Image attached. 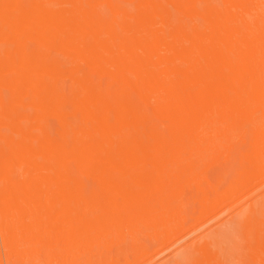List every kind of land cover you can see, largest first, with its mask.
<instances>
[{
	"label": "bare ground",
	"instance_id": "6f19581e",
	"mask_svg": "<svg viewBox=\"0 0 264 264\" xmlns=\"http://www.w3.org/2000/svg\"><path fill=\"white\" fill-rule=\"evenodd\" d=\"M0 24L8 25L0 27V227L39 221L27 211L58 203L121 216L133 210L154 230L166 228L177 214L165 217L161 201L145 204L143 195L162 191H147L141 179L171 175L157 172L167 161L161 146L183 139L159 132L177 128V116L201 126L215 109L264 114V87L232 84L264 80V70L251 67L264 63V0H0ZM215 95L261 102L228 106ZM244 148L249 168L262 163L264 128ZM86 175H117L88 188L113 197H57L71 184L83 189L70 179ZM46 221L89 228L96 219L56 213Z\"/></svg>",
	"mask_w": 264,
	"mask_h": 264
},
{
	"label": "rangeland",
	"instance_id": "374dc122",
	"mask_svg": "<svg viewBox=\"0 0 264 264\" xmlns=\"http://www.w3.org/2000/svg\"><path fill=\"white\" fill-rule=\"evenodd\" d=\"M0 27L6 29L8 25ZM251 67L264 70V63ZM232 84L259 88L264 87V80L247 76L235 78ZM245 102L259 104L261 99L215 95L217 104ZM175 118L177 128L159 132L173 141L183 139L180 144L161 146L164 151L161 154L166 153L167 161L157 172L167 171L171 175L141 179L147 191L152 186L162 191L153 199L143 195L145 204L161 201L169 207L165 217L173 219L177 214L165 229L157 227L156 232L154 225L133 217V210L121 216L97 209L65 210L56 203L51 208L27 211L39 214V221L25 218L20 223L12 221L0 227V264H200L201 261L217 264L216 251L222 254L221 264H264V160L249 168L247 159L239 154L264 128V114L215 109V116L208 121L211 123L204 122L201 126H186L182 117ZM155 145L151 148L155 149ZM153 172L155 175L154 168ZM117 178V175L74 177L70 183L85 187L77 190L71 184V188L60 189L57 197L72 202L112 198L88 188ZM206 195L209 198L203 200ZM56 213L87 215L96 222L88 228L46 221V216ZM208 254L214 256L213 260L207 259Z\"/></svg>",
	"mask_w": 264,
	"mask_h": 264
}]
</instances>
